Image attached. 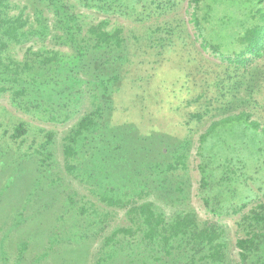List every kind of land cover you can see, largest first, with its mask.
<instances>
[{
    "label": "rangeland",
    "instance_id": "rangeland-1",
    "mask_svg": "<svg viewBox=\"0 0 264 264\" xmlns=\"http://www.w3.org/2000/svg\"><path fill=\"white\" fill-rule=\"evenodd\" d=\"M188 1L178 0L175 9L168 15L169 18L177 19L181 25L174 29L178 36L181 35L180 30L186 27L189 35L186 45H174L172 51L164 54V59L160 61L163 66L156 77L153 76V80L144 78L150 66L146 63L148 57L144 55L145 50L137 53L134 66L137 67L133 73L134 78L144 82V87L140 89L146 94L143 105L151 111L150 115L143 116L140 121L143 127L139 128L142 131L153 128L158 134L146 140H138L134 134H131L130 139L125 136L123 148L118 150L109 142L112 140V131H108L100 148L107 160L113 162L115 158L118 161L115 165L111 164V167L108 164V170L113 173L112 180L118 185L122 196L126 194L137 198L139 203L150 202L154 212L161 214L162 222L165 223L171 222L180 211H192L198 224H217L224 231L221 241L225 242L232 254L236 238L246 233L236 226L242 214L264 203V134L254 138L253 130L241 124L230 125L227 131L222 129L215 136L208 137L204 149H198V140L211 120L236 114L239 110L252 113L251 119L259 118L264 127V95L247 94L251 86L248 72L264 77V50L260 58L247 65L246 72L243 71L234 79L235 85L232 81L227 84L225 82L223 91L228 101L234 98L220 107L221 110L215 109L221 106V103H217L218 96L215 97L221 86H214V78H223L227 68L232 75L234 68L225 59L232 46H221L220 53H213L200 46L201 39L197 38L193 28ZM20 2V7L25 6L31 16L34 15V8L41 10L48 19L49 29L56 28L54 10L47 0ZM62 2L68 12L80 15L82 23L107 18L112 25H121L124 31L134 35L151 33L158 28L156 23L161 22V19L153 18L140 25L133 23L128 15L104 14L95 8L88 9L76 0ZM253 7L254 4L235 0L228 4H218L215 13L225 21L227 27L224 31L232 37L242 29L244 12ZM228 16L230 22L225 19ZM182 23L186 25L182 27ZM55 30L52 29L43 41L34 38L12 46L11 56L24 59L43 46V43L61 54L67 53L71 48L58 40ZM156 35L167 36V32L159 29ZM31 45L33 49L28 50ZM187 55L188 60L185 59ZM157 58L154 56L152 61ZM88 60L91 63L86 64L82 73L83 82L79 86L82 94L80 100L75 103L66 98L61 102L62 111L69 114L65 121L46 120L41 118L45 116L44 113L36 111L35 106L26 107L30 92L19 96L12 95L10 91L0 93V264H133L134 256L129 255L127 250L122 251L131 242L130 238L129 242L123 241L117 245L121 251L115 255L110 253L109 256L105 249L99 252L105 239L114 230L129 225L126 207L102 204L91 193L88 187L90 184H81L64 169L62 138L91 109L92 100L89 92L83 95L85 90L92 87L91 82L99 76L108 77L118 71L117 66L99 65L93 55L87 56L86 62ZM200 79L209 82H201ZM200 94L205 95L201 98ZM256 96H259L260 103ZM244 99L247 101L243 102ZM28 101L31 103V100ZM203 102L210 104L207 113H204L206 108ZM199 111L203 115L197 118L193 114ZM39 112L40 115L37 114ZM20 122L26 124L25 135L16 140L11 139L13 126ZM42 132H53L52 143L48 148L54 155V162L49 163V172L44 169V173L38 172L37 154L34 152L37 144L44 141ZM185 137L188 143L180 148L181 140ZM175 150H180L183 156L177 170L165 167L172 162ZM226 159L233 160L239 167L236 170L238 176L221 168ZM203 170H206L205 186L200 184ZM99 184H103V178ZM67 196L74 198L75 208L65 204ZM80 202L86 206L91 203L92 208L86 214L79 212L77 207ZM96 209L103 215L93 217ZM86 215L91 217L85 219ZM144 222L146 220L143 216L139 217V222L136 220L141 230L133 243L136 248L131 252L134 254L138 251L137 258L141 264H185L193 255L189 246L177 248L178 242L172 244L176 249L169 255H164V251L158 250L159 247H150L143 234L146 229ZM195 264L207 263L196 259Z\"/></svg>",
    "mask_w": 264,
    "mask_h": 264
},
{
    "label": "trees",
    "instance_id": "trees-1",
    "mask_svg": "<svg viewBox=\"0 0 264 264\" xmlns=\"http://www.w3.org/2000/svg\"><path fill=\"white\" fill-rule=\"evenodd\" d=\"M47 1L56 17V28L52 29H56L55 34L58 35V40L67 43L71 48L70 51L61 54L53 48H47L43 43V46L32 51L30 56L24 59L19 60L11 56L12 46L32 41L34 38L43 41L52 29H49L48 19L38 8L33 9L34 15L31 16L26 12L25 6L20 7V0H0V93L10 91L12 95L19 96L30 92L28 94L30 99L25 102L26 107L35 106L36 111L44 113L45 116L41 118L61 122L69 118V114L62 111L61 102L67 98L76 103L82 96L79 91L80 83L83 82L82 73L86 64L91 63L89 60L86 62L87 56L93 55L95 61L101 66L118 67L116 74L108 77L99 76L91 82L93 86L85 90L83 94L88 95L89 92L92 100L90 111L82 115L62 138L64 169L67 174L75 177L85 186L90 184L88 187L91 193L102 204L117 208L126 207L129 225L114 230L105 239L99 252L105 249L109 256L110 253L115 255L121 251L117 245H121L123 241L129 242L130 238L131 242L126 245V248H122V251L127 250L129 255L134 256L133 264H141L137 258L138 251L134 254L131 252L136 248L133 243L141 230L136 220L139 222V217L143 216L146 220L144 222L146 229L143 234L149 241L150 247H159L158 250L164 251V255H169L176 247L189 246L193 255L186 260L185 264H195L196 259H201L207 264H264V203H259L248 213L242 214L236 226L238 230L246 233L243 237L236 238L231 254L225 242L221 241L224 231L217 224L209 222L198 224L196 215L192 211H180L175 214L171 222L165 223L162 222L163 216L154 212L150 202L139 203L137 198L128 197L126 194L122 196L118 185L112 180L113 173L108 170V164L111 167V164L115 165L118 161L115 158L113 162L107 160L100 148L108 131H112L110 136L112 140L108 141L118 150H122L123 143L126 141L125 136L130 139L131 134H134L138 140H146L158 134V131L153 128L143 129V131L139 128L143 127L140 123L143 116L150 115L151 111L143 105L146 100L143 97L146 94L143 89L141 91L140 89L144 87V82L134 78L133 73L137 69L134 66L137 63V53L145 50L144 55L148 57L146 63L150 66L144 78L153 80L163 66L160 61L164 59V54L172 51L174 45H186V39H189L184 27L186 23H182L184 28L180 30L181 35L178 36L174 29L180 27V23L177 19L168 17L177 6L178 0H76L84 7L95 8L104 14L122 17L128 15L133 23L140 25L153 18L161 19V22L156 23L158 28L148 34L142 32V35L126 32L121 25H112L107 18L93 23H82L78 13L64 9L62 0ZM232 1L235 0L188 1L193 28L197 38L201 39L200 46L203 49H210L213 53H220L221 46H232V50L225 57L229 65L234 68L232 75L227 68V71L223 72V78H214V86L216 88H219L218 85L221 86L215 96H218L217 103H221V106L215 107L218 110L234 98L228 101L223 91L225 82L227 84L232 81L235 85L234 79L243 71L246 72L247 65L254 59L260 58L264 50L263 0H236L254 4V7L244 12L242 29L238 31V34L230 37L224 31L227 27L225 21L217 17L215 11L218 4H228ZM225 19H229L230 22V16ZM159 29L166 31L167 36L156 35ZM57 35L54 37L57 38ZM237 47L239 50L236 51ZM31 49H33L32 45L28 50ZM113 52L115 53L112 54ZM154 56H158L157 60H153L155 63L152 61ZM187 57L188 55L185 59L188 60ZM250 73L248 72V77L251 88H248L247 94L264 95V77L262 80L261 75ZM199 81L207 83L208 80L200 79ZM76 86L77 90H75ZM204 95L200 94V97ZM258 97L256 96V99L260 103ZM28 100H31V103ZM203 103L206 108L204 113L209 112V102ZM39 107H42V111ZM40 112L37 114L40 115ZM195 113L193 115L197 118L203 115L200 111ZM251 117L252 113L239 110L236 114L211 120L210 125L199 136L198 149H204L208 137L215 136L217 132L230 125L243 124L246 128L253 130L254 138H258L264 134V127L259 118L251 119ZM25 126L24 122L14 125L11 139L16 140L24 136ZM42 133L44 141L37 144L34 150L37 154V168L40 173L49 172L48 165L54 162V155L48 148L52 143L53 132ZM181 141L180 148L188 143L187 137ZM181 158H183L182 152L175 150L172 153V162L165 167L177 170ZM221 168L238 176L236 170L239 167L233 163V160L226 159ZM205 174L206 170H203L200 179V184L203 186L207 184ZM102 178L103 184H99ZM65 200V204L75 208V200L72 196H67ZM79 204L77 210L84 214L92 208L91 203H88V206L81 202ZM101 215L103 214L96 209L93 217ZM90 217L86 215L85 219ZM118 237L122 239L119 240ZM173 243H177L176 247H173ZM112 248L114 250L111 251Z\"/></svg>",
    "mask_w": 264,
    "mask_h": 264
}]
</instances>
